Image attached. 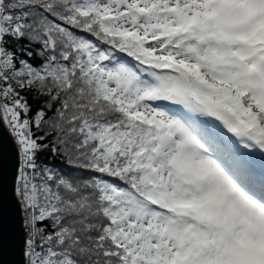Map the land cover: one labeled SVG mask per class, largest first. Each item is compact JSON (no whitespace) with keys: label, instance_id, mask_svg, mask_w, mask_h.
I'll return each instance as SVG.
<instances>
[{"label":"snow or ice","instance_id":"1","mask_svg":"<svg viewBox=\"0 0 264 264\" xmlns=\"http://www.w3.org/2000/svg\"><path fill=\"white\" fill-rule=\"evenodd\" d=\"M21 264H264V0H0Z\"/></svg>","mask_w":264,"mask_h":264},{"label":"water","instance_id":"2","mask_svg":"<svg viewBox=\"0 0 264 264\" xmlns=\"http://www.w3.org/2000/svg\"><path fill=\"white\" fill-rule=\"evenodd\" d=\"M13 138L0 123V264H21L20 213L14 195L16 164Z\"/></svg>","mask_w":264,"mask_h":264}]
</instances>
